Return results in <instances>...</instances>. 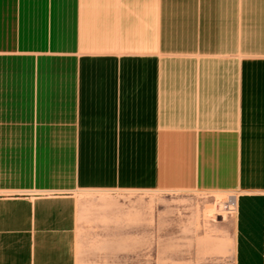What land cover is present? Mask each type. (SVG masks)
I'll return each instance as SVG.
<instances>
[{"label":"crops","instance_id":"obj_1","mask_svg":"<svg viewBox=\"0 0 264 264\" xmlns=\"http://www.w3.org/2000/svg\"><path fill=\"white\" fill-rule=\"evenodd\" d=\"M116 188L238 192L264 264V0H0V264H75L68 197L11 195Z\"/></svg>","mask_w":264,"mask_h":264},{"label":"rangeland","instance_id":"obj_2","mask_svg":"<svg viewBox=\"0 0 264 264\" xmlns=\"http://www.w3.org/2000/svg\"><path fill=\"white\" fill-rule=\"evenodd\" d=\"M232 195L116 188L11 198L68 197L51 207L73 221L75 264H235L236 214L222 210Z\"/></svg>","mask_w":264,"mask_h":264},{"label":"bare ground","instance_id":"obj_3","mask_svg":"<svg viewBox=\"0 0 264 264\" xmlns=\"http://www.w3.org/2000/svg\"><path fill=\"white\" fill-rule=\"evenodd\" d=\"M222 210L227 214L236 213V195L229 196L227 202L223 204Z\"/></svg>","mask_w":264,"mask_h":264},{"label":"built area","instance_id":"obj_4","mask_svg":"<svg viewBox=\"0 0 264 264\" xmlns=\"http://www.w3.org/2000/svg\"><path fill=\"white\" fill-rule=\"evenodd\" d=\"M231 211H233V210H231ZM231 214H232V212H231Z\"/></svg>","mask_w":264,"mask_h":264}]
</instances>
